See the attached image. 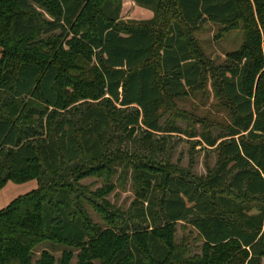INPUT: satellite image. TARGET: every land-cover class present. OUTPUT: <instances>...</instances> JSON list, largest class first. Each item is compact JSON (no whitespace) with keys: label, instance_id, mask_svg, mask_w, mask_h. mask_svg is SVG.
I'll use <instances>...</instances> for the list:
<instances>
[{"label":"trees","instance_id":"16d2710c","mask_svg":"<svg viewBox=\"0 0 264 264\" xmlns=\"http://www.w3.org/2000/svg\"><path fill=\"white\" fill-rule=\"evenodd\" d=\"M135 1L155 11L146 25H122L123 0H0V188L39 183L0 210V264H71L69 247L61 258L49 249L37 257L44 242L78 247L76 264H263L264 0ZM205 19L245 36L236 63L217 71L231 122L218 135H199L222 159L203 187L136 166L141 200L104 216L112 227L102 231L84 203L98 206L78 190L80 179L108 172L104 160L122 163L107 156L109 106L135 108L120 130L145 128L152 155L156 134L198 136L163 117L167 98L206 77L189 39ZM216 204L235 219L215 213ZM186 220L219 249L208 262L174 250L173 227Z\"/></svg>","mask_w":264,"mask_h":264},{"label":"rangeland","instance_id":"374dc122","mask_svg":"<svg viewBox=\"0 0 264 264\" xmlns=\"http://www.w3.org/2000/svg\"><path fill=\"white\" fill-rule=\"evenodd\" d=\"M121 17V23L124 26H143L147 24V21L154 19L155 11L139 5L135 0H123ZM244 37L242 29H230L228 25L212 19H205L198 29L191 30L189 39L192 41L197 57L204 62L206 77L197 89L190 90L186 95L167 98L163 121L174 120L184 130L193 131L198 136L175 134L166 139L164 135L156 134L153 138L159 141L160 148L157 155H152L149 149L145 148V141L151 138L145 128L130 127L125 131L120 130L125 118L134 113L135 108H120L112 104L109 106L114 130L110 143L107 145V156L114 157L115 161L121 160L122 163L113 165L104 160L102 166L108 172L103 177L88 176L80 179L79 184L85 188L78 190L85 195V198H90L98 206L99 210L87 202L84 203L93 222L102 231L112 227L104 216L115 215L120 210L126 211L135 202L141 200L140 195L145 183L134 175L136 166L141 164L155 167L162 174H177L198 186H202L216 171L222 159L220 148L207 146L199 135L207 130H210L213 135H218L231 122L230 108L224 105L219 95L217 71L220 67L236 63L234 54L242 47ZM1 51L0 46V57ZM82 102L84 101H78L69 109ZM122 137L128 140L122 147H115V142ZM134 139L137 140V144ZM165 140L168 144L163 149L162 144ZM5 154L6 151L0 154L1 160ZM38 186L37 179L22 183L7 182L0 188V210L6 208L15 198ZM220 191L216 195L222 192ZM256 211V209L253 210V212ZM215 213L227 219H235L232 213L218 204L215 206ZM160 223L161 226L165 225L162 219ZM139 229L141 228H137ZM173 240L174 250H185L186 259L190 262H199V260L208 262L216 252H219V249L210 248L205 244L192 226L191 220L179 222L173 227ZM68 247L69 252L74 255L71 264H76L80 249L74 246L44 242L37 248L35 254L39 257L44 249H49L57 258H61L63 250ZM95 264H98V261Z\"/></svg>","mask_w":264,"mask_h":264}]
</instances>
